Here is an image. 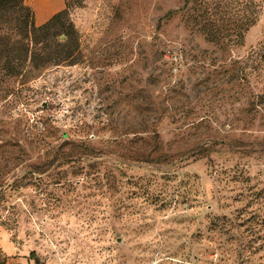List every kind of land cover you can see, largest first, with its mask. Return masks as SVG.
<instances>
[{"label": "rangeland", "instance_id": "obj_1", "mask_svg": "<svg viewBox=\"0 0 264 264\" xmlns=\"http://www.w3.org/2000/svg\"><path fill=\"white\" fill-rule=\"evenodd\" d=\"M21 26L0 264H264V0H79L42 52Z\"/></svg>", "mask_w": 264, "mask_h": 264}, {"label": "trees", "instance_id": "obj_2", "mask_svg": "<svg viewBox=\"0 0 264 264\" xmlns=\"http://www.w3.org/2000/svg\"><path fill=\"white\" fill-rule=\"evenodd\" d=\"M185 1L186 4L190 2V0ZM76 2H79V0H65V9H62L60 12L53 15L46 23L40 26L34 25L33 10H31V8L26 5L25 0H0V12L12 11V13H17L22 20L21 29L25 31L28 35H30L31 43H33L35 47H39L38 50L36 49V51L42 52V49L39 45H43V43L45 42L43 38L46 36V33L61 22L62 18L68 14L69 9L73 8ZM63 29L64 28H61V30ZM8 45L9 44H7V46ZM13 46L14 44L10 47V51L14 49ZM68 55L65 57H68ZM42 56L43 57L40 59L42 60L41 67L50 63L51 59H55V61H62L61 58H56L57 55L55 56V58H52L49 54L47 55V53L42 54ZM31 62L32 64H34L33 60ZM25 63V59H20L15 62V64L13 62V65L9 64L10 66L8 65V67L9 69H12L14 71L17 70L14 75H19L22 72V67L25 66Z\"/></svg>", "mask_w": 264, "mask_h": 264}, {"label": "crops", "instance_id": "obj_3", "mask_svg": "<svg viewBox=\"0 0 264 264\" xmlns=\"http://www.w3.org/2000/svg\"><path fill=\"white\" fill-rule=\"evenodd\" d=\"M25 2H28L34 9L38 26L46 23L53 15L60 12L64 7L63 0H52V4H48V10L45 12L40 10L38 0H25Z\"/></svg>", "mask_w": 264, "mask_h": 264}, {"label": "bare ground", "instance_id": "obj_4", "mask_svg": "<svg viewBox=\"0 0 264 264\" xmlns=\"http://www.w3.org/2000/svg\"><path fill=\"white\" fill-rule=\"evenodd\" d=\"M51 0H38V5L40 7L41 11H47L48 10V4Z\"/></svg>", "mask_w": 264, "mask_h": 264}]
</instances>
